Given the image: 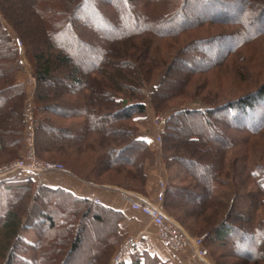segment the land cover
<instances>
[{"label": "trees", "instance_id": "16d2710c", "mask_svg": "<svg viewBox=\"0 0 264 264\" xmlns=\"http://www.w3.org/2000/svg\"><path fill=\"white\" fill-rule=\"evenodd\" d=\"M215 1L222 0H25L43 40L32 50L20 28L27 10H14L12 2L0 0V154L3 161L18 157L25 130V85L15 76L21 71L16 46L21 42L35 79L33 109L37 117L43 112L35 135L38 158L44 160L42 155L50 153L68 157L69 151L78 157L84 151L97 153V165L91 170L95 179L69 167L65 171L101 186H117L106 177L124 174L129 184L138 183L142 190L145 161L153 163L159 150L166 171L174 166L177 178L165 182L161 204L165 214L179 221L173 214L178 211L199 222L200 231L206 234L203 246L235 258L232 264H264V218L257 215L264 206V155L254 156L259 146L245 142L257 135L264 138V83L247 95L220 104L217 98L202 97L204 106L198 109L180 104L173 110L167 105L188 92L185 84L190 76L216 69L229 58L236 62L242 47L264 35V28L259 30L250 19H229L227 32L189 42L172 60L161 56L156 40L207 23L204 18L194 20L192 11H205L203 3ZM224 1L222 5L234 2ZM240 1L241 16L253 13V19L263 20L264 0ZM85 12H95L104 25L87 27L93 34L87 50L79 38L83 26L93 18ZM179 18L182 20L177 23ZM66 36L79 44L74 39L64 43ZM177 67L184 69V78L173 77ZM57 78L67 82L62 88L74 98L69 105L61 103L62 96L46 92L48 82ZM147 104L154 114H168L160 131L161 147L155 150L148 147L138 127ZM182 121H193L190 129L185 130ZM260 145L264 154V142ZM205 158L208 161L201 163ZM254 159L258 162H251ZM44 178L37 189L35 180L22 177L0 181L5 194L0 230L6 240L13 237L3 264H74L72 256L87 238L86 221L109 224L111 236L108 241L100 237L101 246L83 264H101L102 257L108 264H168L147 254L128 263L123 258L109 263L125 237L120 230L123 215L48 186ZM226 183L234 186V194L231 202L223 205L213 198L214 186ZM249 185L253 191L243 192ZM30 199L38 204L36 216L21 223L16 209L21 214V208H27L26 216L31 214V207H26ZM208 210L212 215L223 214L220 219L205 216ZM19 228L31 232L32 238L17 233Z\"/></svg>", "mask_w": 264, "mask_h": 264}, {"label": "rangeland", "instance_id": "374dc122", "mask_svg": "<svg viewBox=\"0 0 264 264\" xmlns=\"http://www.w3.org/2000/svg\"><path fill=\"white\" fill-rule=\"evenodd\" d=\"M7 1H8V4L12 2L11 8L14 10H19V11L27 10V12L24 16V19L22 21V24L20 25V28H21L22 33H23L24 41H26V43L30 46V48L32 50H34L35 46H37L38 44L39 45L43 44L42 38L38 37V34H39L38 28L39 27H38L37 23L34 21V18L32 17L31 11H30L29 7L27 6V4L25 3V0H7ZM178 1L179 0H176V3ZM222 1L225 2L224 0H222ZM222 1H215V2H213L214 4L203 3L207 7V10L205 9V11H202L199 9H194L192 11V12H195V13H193V19L194 20L204 18V19H206L207 23H203L201 25L193 27V29L186 30L185 32L178 34V35H175L171 38H166L164 40L157 39L156 43L160 47L159 52H161V56H164L165 59H169V60L171 59L172 60L174 58L175 54L178 52V50L183 48L189 42L210 37L211 35H213L216 32H219V31L227 32L230 29V26L228 24H225V23H227L226 20L229 21V19L230 20L243 19L244 22L247 19H250V22L257 24L259 30L262 27L264 28V18H263V20L262 19L261 20L253 19L252 18V17H254L253 13L252 14L247 13V14H244L241 16L240 7H241L242 3L240 0H234L233 4L231 3L230 5H222ZM257 1H260V0H257ZM210 4H212V5H210ZM24 5H26L27 9L24 8ZM130 10L127 9V12ZM253 11H255V9H253ZM85 13H86V15H89L88 17L90 19L91 18H93V19L90 22L86 23L85 26H83L85 28H83V30L81 31V37L80 38L77 37V39L79 38V40H81L80 43L83 44V47L87 50L88 44L90 42L89 39L93 36V34L89 30H87V27L91 26V27L95 28L96 25L97 26L99 25L100 27H104V25L101 22V20H99L95 16V12H85ZM130 13H131V11H130ZM181 20H182V18L177 19V23L180 22ZM256 21L258 23H256ZM183 23H181V25ZM23 25H25V26L23 27ZM81 25H82V23H81ZM7 29H9V28H7ZM23 30H25V32L28 31L29 35L28 36L25 35ZM263 30H261V31H263ZM9 31L11 32L10 29H9ZM11 34L13 37H17L14 33L11 32ZM241 36L242 35H240V37ZM73 39L75 40L74 42L76 44H79V41H76L75 38H73ZM73 39H72V36L71 37L66 36L62 39V41L64 43L70 44L73 42ZM237 39H238V37H237ZM136 42H139V40H137ZM212 45H214V44H212ZM16 46H18L17 53L20 57L19 67L21 68V71L17 72L15 76H16L17 81L20 78V80L18 82L23 83L25 85V91H26V99H25L24 106H23V114H24V119H25V130H24L23 139L21 142V144H22L21 145V151H20L18 157H16L15 159L12 158L8 161H3V156H1V154H0V166H4L8 163H11L13 161H16L18 159L25 157V154L28 151V149H30V147H32L33 151L35 152V157L37 158L38 161L62 165V167H64V169L66 167H69L70 169H73L77 172H80L81 174H88L90 178L95 179L92 176L91 170L97 165V162L99 159L97 153L95 154V153H92L90 151H88V152L84 151L82 154L80 153V155H79L80 157H78V156L71 155V153L69 151V152H67L69 154L68 157L70 156L69 158L66 157V155L65 156L64 155H57L54 153H50V155L43 154L42 158L44 160L37 157L36 146H35V135H36V128H37V121H39V119H40L39 117H41V115H43V112L38 113V117L35 115V111L33 109V103L31 100L32 93L34 92V89H35V79L32 76V68H31L32 66L29 63L28 59L24 56V49H23V46L21 45V42L20 43L16 42ZM202 50H204V49H202ZM216 51H214V52H216ZM240 51H241L240 55H239L238 59H236L237 60L236 62H234L232 58H229V60L227 62L225 61L224 64H222L221 66H219L216 69L208 70V71H205V72L200 73V74L199 73L193 74L192 76H190L187 79L188 80L187 83L185 84L186 91H188V92L184 93L183 95L176 97L167 105L172 106V108H174L173 110H175L176 106H178L180 104H184L183 105L184 107H187L190 109H198V108H201L204 106L201 103L202 97L217 98L218 103L220 104V103L225 102L226 100H230V99L232 100V99H235L237 97H241V96H244V95H247V94L253 92L259 84L264 83V35L255 39L254 42L246 44L244 47L241 48ZM203 53H209V49L204 50ZM160 71L161 70H158L156 72V74L154 75V77L157 74H159ZM183 72H184V69L177 67L172 74H173V77H176V76L182 77L183 75L181 76V74H183ZM183 78H184V76H183ZM61 79L62 78H60V79L57 78L56 80L49 81L48 86L46 87V92H48L50 94L53 93L55 95L57 94L58 98H59V96H62L61 103L69 105L74 100V98H72L69 95V92L64 91V89L62 87H63V85L65 86L67 84V82L62 81ZM61 84H62V86H60ZM191 98L194 101H190ZM261 104H262L261 106H264V103H261ZM147 105L149 106V104H147ZM147 109H149V111H151L150 112L151 114H148V116L146 118L144 117L146 119L144 121H146V122L149 121L151 125L153 124L155 126V132L153 130V134L155 137V143H156L157 149H159L161 147V140H160V142H158L157 137H160V139H161L160 131H161L163 124H164L165 115H168V114L167 113L154 114L152 112V109L150 108V106L147 107ZM192 122L193 121H189V122L182 121L181 124H184L185 130H187V127H188V129H190L188 125H190ZM194 123H196V121ZM193 132H196V131H193ZM30 134L32 135V143L31 144L28 141V139L30 138L29 137ZM245 142H246V145H248V146L250 144H255V145H258L259 147H261L260 144H262L264 142V138L257 135V136H254V137L248 139ZM259 147L256 149L254 156H256L258 154L264 155L262 152V148H260L261 149V151H260ZM155 152H157V151H155ZM158 152H159V150H158ZM227 157H228V155H227ZM74 158H75V160H79V161H75ZM263 158H264V156H263ZM207 161H208V159L205 158V159L201 160V163H205ZM154 162H156L155 158H154L153 163ZM251 162H258V161H257V159H254ZM153 163H151V164H153ZM174 170H175V167L170 166L169 170L166 171L168 179L169 178H170V180L177 179V178H175V171ZM108 179H111L113 181V184L119 186V188L124 187V188H130V189L136 190L134 192H132V190H131V193H134V194L138 193L140 196L146 197L150 202L156 203V198H155L154 194H155L156 190H159V188H157L158 186L153 188L152 191H150L149 194L147 195V193L144 189L139 190L140 187H139L138 183H133V185L129 184L128 179H125L124 174L118 176L117 178H113V179L110 177H108V178L106 177V180H108ZM103 180H104V178H102L101 181L105 182V180L104 181ZM158 182H157V185H158ZM128 186H130V187H128ZM233 189H234V186L232 187L231 184H227V183L225 185H215L214 186V197H213L214 200L218 203H223V205L230 203L231 200L233 199V194H234ZM246 191L247 192L253 191L252 186L249 185V186L244 187L243 192H246ZM125 192H128V191H125ZM263 198H264V196H263ZM2 202H5V194L3 193V190L0 189V216L2 215V212L4 209L3 208L4 205L2 204ZM9 202H11V200ZM24 203H25V201L23 202V205H24ZM26 205H27L26 207H28V206L31 207L30 210L32 211L31 214H29L28 216H26V214H25V211L27 210V208H26V210H25V208L23 210L21 208V214L19 212L20 209L14 208L18 211L19 216L21 215V218H20L21 223H22V221H28V219L33 220L36 216V212H37L36 209H37L38 204L32 202L30 199V200L26 201ZM222 212L218 213V215H217V213H215L213 215H217L216 219H220L221 215L223 214ZM173 214H174L175 218L177 220H179L180 222L176 221L172 217L167 216V214H166V216L169 219H171L172 221H174L189 236H191L193 238L206 236V234L203 233V231H200V229H199L200 226H199V224H197L199 222H195L191 218H185L186 216H184L183 214H181L178 211H175ZM209 215H210V217L213 216L211 214V212L208 210L205 213V216H209ZM257 215L261 218H264V206H263V208H261L259 210V214H257ZM102 218L110 221L109 217L108 216L106 217L105 214H102ZM20 227H21V225H20ZM85 228H86V232H87V238L84 239V241H83L84 244H82V246L79 247L76 254L72 256L74 264H78L79 262H81V264H83L84 262L90 261V259L92 257L91 256L92 251L101 246V242H100L99 238L102 237L105 241H108V239L111 236V229L109 228V224H107L106 226H100L99 224H96L92 221H86V227ZM2 233H3V231L0 230V256H1L0 257V264H3L4 258L7 255L8 249L10 248V246L12 245V242H13V240H12L13 237H11V239L8 241L5 239V237H3ZM18 233H21L24 237L27 236V238L31 237V232H24L20 228H19ZM122 234L125 235V233H123V232H122ZM128 237H129L128 235H125V237H123V239L121 240V242L119 244H121ZM143 242L144 241L142 239L137 238V247L134 248L128 254H126L122 260H124L126 258V260H124V261L128 262L127 261L128 259L132 260L133 257H136L138 255L143 256L144 254H147L146 252H144L142 250V247L144 245ZM205 249L207 251V255L204 258L205 259L207 258L208 260H210L211 264H215L214 258L216 260H218L219 264H232L235 261H237V260H235V258L223 257L220 253L212 251L211 248L207 247ZM113 255H114V253H113ZM113 255L111 256L109 263L112 262L113 257H114ZM147 255H149V254H147ZM106 262H108L107 258L102 257L101 264H108Z\"/></svg>", "mask_w": 264, "mask_h": 264}, {"label": "crops", "instance_id": "0c3cea01", "mask_svg": "<svg viewBox=\"0 0 264 264\" xmlns=\"http://www.w3.org/2000/svg\"><path fill=\"white\" fill-rule=\"evenodd\" d=\"M19 80L20 78L18 81ZM150 112L151 111L147 109L146 115L139 119L138 127L148 147L154 150L157 148L153 134V130L155 132V126L153 124L151 125L149 121H144L148 114H151ZM155 160L156 162L153 164H150L149 161H145L144 164V190L147 195L153 188L158 186L157 182L159 180L164 183V187L165 182L168 180L166 169L161 162L160 152L158 151L155 152ZM44 184L51 187L62 188L76 197L93 200L112 210L119 211L124 217L120 223V230L129 237L142 239L144 241L142 250L150 256H156L161 261H165L168 264H211L210 260L207 258H198L190 250L173 253L164 249L156 235V228L152 224L150 218L139 212L133 211L129 204L122 199V194L125 191L131 192V190L119 188L117 186H101L88 183L80 180L68 171L53 172L45 175ZM37 187L38 186L35 185L34 189H37ZM138 196L140 195L138 194ZM140 197L148 200L144 196ZM31 238L32 237H30V239ZM124 260H126V258ZM127 261L129 262L130 259Z\"/></svg>", "mask_w": 264, "mask_h": 264}, {"label": "built area", "instance_id": "2783aa9c", "mask_svg": "<svg viewBox=\"0 0 264 264\" xmlns=\"http://www.w3.org/2000/svg\"><path fill=\"white\" fill-rule=\"evenodd\" d=\"M31 118V117H30ZM29 143H32V135H29ZM160 137L157 141L160 142ZM65 171L62 165L40 162L35 157L32 147L28 149L25 157L0 166V181H6L17 178H26L35 180L36 186L41 184V179L53 172ZM158 192L155 196L156 203L150 202L137 194L124 192L122 199L127 202L133 211L139 212L150 218L156 228V235L162 247L170 252L177 253L183 250H190L196 257L203 259L207 251L203 246V237L193 238L182 230L174 221L169 219L161 208L163 199L164 183L158 182ZM137 244V238L128 237L118 247L113 261L122 259Z\"/></svg>", "mask_w": 264, "mask_h": 264}]
</instances>
